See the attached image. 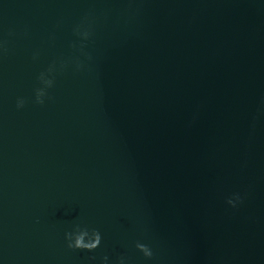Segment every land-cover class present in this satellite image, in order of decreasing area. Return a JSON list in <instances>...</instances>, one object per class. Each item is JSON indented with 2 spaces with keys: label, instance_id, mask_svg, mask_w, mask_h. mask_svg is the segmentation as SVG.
<instances>
[{
  "label": "water",
  "instance_id": "water-1",
  "mask_svg": "<svg viewBox=\"0 0 264 264\" xmlns=\"http://www.w3.org/2000/svg\"><path fill=\"white\" fill-rule=\"evenodd\" d=\"M121 260L264 264V0H0V264Z\"/></svg>",
  "mask_w": 264,
  "mask_h": 264
},
{
  "label": "clouds",
  "instance_id": "clouds-1",
  "mask_svg": "<svg viewBox=\"0 0 264 264\" xmlns=\"http://www.w3.org/2000/svg\"><path fill=\"white\" fill-rule=\"evenodd\" d=\"M41 78V77H40ZM52 82L48 83V87H51ZM45 95V91L42 89H38L36 96H37V102L43 103L42 97ZM23 106V101H20L18 103V107ZM237 200H240L239 195H236ZM231 203V201H229ZM235 207V205H233ZM92 234L94 236V239L91 241H85V237L88 235L89 230L87 228H80L77 226L75 232L66 233V239L68 240V247L73 249H84L88 251L95 250L101 243V234L98 230L93 229ZM136 247L144 254L145 257H152L153 253L151 249L143 243H137ZM105 261L107 260V257H104ZM121 264H123V260H121Z\"/></svg>",
  "mask_w": 264,
  "mask_h": 264
}]
</instances>
